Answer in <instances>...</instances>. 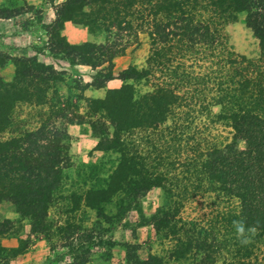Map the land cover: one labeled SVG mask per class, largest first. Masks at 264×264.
<instances>
[{"label":"rangeland","instance_id":"1","mask_svg":"<svg viewBox=\"0 0 264 264\" xmlns=\"http://www.w3.org/2000/svg\"><path fill=\"white\" fill-rule=\"evenodd\" d=\"M67 1L54 8L62 10ZM87 8V14L97 11V6ZM12 11L15 15L31 13L32 23L39 22L42 16L41 11L27 5ZM246 19L245 12L239 13L233 22L223 26L222 45L228 53L255 60L261 52L260 42L247 27ZM29 25L30 21L22 22V26ZM93 30L101 37L110 36V40L115 33L108 35L98 27ZM51 32L45 27V38L36 48L42 57H33L50 67V72L38 75L44 78L39 87L47 96L40 105L15 104L0 140L18 138L50 123L65 132L69 160L61 169L62 179L48 203L47 218L31 219L29 214L17 213L9 202L0 204V222L7 223V231L0 236V247L4 249L0 251V264H50L53 260L69 264H149L152 257L163 264L229 262L243 232L229 233L230 224L217 218L231 208L238 209L240 203L226 186L222 187V177L216 169L220 168L219 154L228 150L235 135L231 123L225 120L227 115L212 100L218 93H178L182 107L174 115L161 120L156 111L160 122L157 127H138L120 133L116 142L107 113L90 100H104L109 90L122 87L124 82L117 77L129 67L148 68V59L156 47L145 31L138 39H130L126 45L123 42V55L113 61L115 81L106 83L96 96H86L83 90L106 65L96 69L83 65L87 67L85 71L72 72L75 65L71 56L64 54V43L59 37L55 40L60 41V47L54 48L56 41L50 38ZM60 36L64 37L62 33ZM153 59L151 63L158 66L157 59ZM46 60L48 64L43 62ZM150 68L149 82L143 78L134 85L135 112L149 104L145 99L148 92L170 81L164 76V68ZM54 78L60 81L48 82ZM246 139H238L239 150H244ZM103 142L115 143L120 153L103 150L108 148ZM123 157L135 158L141 177L132 176L128 182H122V191L108 203L100 204L101 213L86 207L88 193L107 188L109 177ZM145 184L153 186L141 190ZM134 191H138L135 198L131 196ZM90 199L94 200V195ZM39 239L47 251L42 253L53 256L34 263ZM258 245L261 248L257 254L262 257L264 244Z\"/></svg>","mask_w":264,"mask_h":264},{"label":"trees","instance_id":"2","mask_svg":"<svg viewBox=\"0 0 264 264\" xmlns=\"http://www.w3.org/2000/svg\"><path fill=\"white\" fill-rule=\"evenodd\" d=\"M89 6H97V11L87 14ZM61 8L46 27L52 31L50 38H61L64 54L71 56L73 65L95 69L106 65L96 72L87 88L102 89L116 79L113 61L123 55V42L126 45L130 39L136 40L145 31L156 47L148 59V68L129 67L117 77L124 82L122 87L109 90L104 100H90L107 113L116 142L120 133L138 127H157V115H161V120L174 115L182 107L178 93H218L212 100L227 115L225 120L231 123L235 135L228 150L219 154L220 168L216 169L222 177V187L226 186L240 203L238 209L231 208L217 218L230 224L229 233L243 232L236 241L235 255L224 264H264V255L257 254L261 248L258 243L264 244V0H68ZM243 12L247 14V27L260 42L261 52L255 60L228 53L222 45L223 26ZM14 15L12 10L0 9V18ZM65 22L82 26L92 34L96 27L108 35L115 31L114 37H104V43L71 45L60 36ZM59 47L60 41H56L54 48ZM151 58L157 59L158 66L151 63ZM8 61L14 66V75L10 81L0 77V135L15 104L40 105L45 100L47 92L39 87L44 78L38 75L51 71L49 65L33 57L0 55V67ZM151 66L164 68V76L170 81L148 92L145 99L149 104L135 112L134 85L143 78L149 82ZM54 81L60 80H48ZM240 136L247 138L244 150L238 149ZM65 138V132L48 123L18 138L0 140V204L9 202L17 213L29 214L31 219L47 218L48 203L62 179L61 169L69 160ZM106 143L102 144L108 148L103 150L120 153L115 143ZM140 169L134 157L121 158L107 188L88 193L86 207L101 213L100 204L108 203L121 192L122 182H128L132 176L141 177ZM152 186L145 184L141 190ZM90 195H94V200ZM131 196H138V191ZM6 224L0 222V236L7 231ZM1 250L4 249L0 247ZM150 263L163 264L155 257Z\"/></svg>","mask_w":264,"mask_h":264},{"label":"crops","instance_id":"3","mask_svg":"<svg viewBox=\"0 0 264 264\" xmlns=\"http://www.w3.org/2000/svg\"><path fill=\"white\" fill-rule=\"evenodd\" d=\"M17 1V2H15ZM14 3L11 0H0V7L8 8L9 10H13L14 8H18L20 5H27L30 8H34L36 10L41 11L42 16L41 20L31 22L33 17H31V13L23 12L17 15H14L10 18H0V55L7 54L10 58H21V57H34L35 55H39L36 51L37 46H39L40 42L44 40L45 35V27H48L54 20L57 9L54 7L61 4L64 0H15ZM1 7V8H2ZM30 21V25L28 27L22 26L23 21ZM62 35L65 37L66 41L71 45H78L86 42L92 43H100L104 40V37L97 36L88 31V29L75 25L71 22H65L63 24V28L61 30ZM44 60V59H43ZM47 63L46 61H43ZM7 66L5 68H0V77L8 78L9 80L13 77V66L8 61ZM9 64V65H8ZM71 69L78 71H85L87 67L83 65H75ZM70 70V71H71ZM5 79V80H6ZM115 80H111L108 82L111 83ZM101 89H93L91 87L83 90V93L86 96H96ZM14 244V243H13ZM44 243L39 239L37 241V249L34 254L33 261L38 262L46 259H49L50 256L47 251L44 249ZM46 251L42 253L43 251ZM117 253V251H114ZM116 256V255H115ZM114 262V259L112 260ZM68 262V263H67ZM26 263V262H25ZM69 264V261L62 260H53L50 264ZM47 264V263H45ZM88 264H104L99 262H91Z\"/></svg>","mask_w":264,"mask_h":264}]
</instances>
